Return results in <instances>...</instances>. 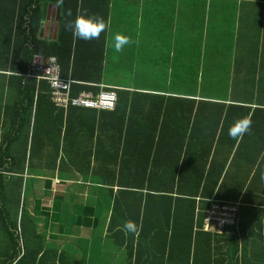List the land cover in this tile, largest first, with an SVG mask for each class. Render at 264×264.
Listing matches in <instances>:
<instances>
[{
	"label": "crops",
	"instance_id": "obj_1",
	"mask_svg": "<svg viewBox=\"0 0 264 264\" xmlns=\"http://www.w3.org/2000/svg\"><path fill=\"white\" fill-rule=\"evenodd\" d=\"M198 1L195 14L192 3ZM4 3L11 10L0 13V35L14 32V10L23 0ZM39 7V38L55 41L61 7L49 0ZM206 7L205 0L87 1L85 14L103 18L106 27L97 38L79 39V67L99 60L98 90L116 93L113 111L57 108L44 82L24 84L0 73V147H11V155L0 153V162H14L13 170L0 171V209L6 211L0 213V264L13 250L9 228L16 229L20 248L26 242L28 258L19 264H264V89L253 95L261 100L253 106H260L252 107L250 128L239 139L205 121L203 86L188 90L190 64L197 84L204 83L206 51H213L207 67L218 64L224 44L232 52L230 84L264 82V57L251 58L253 42L264 50V9L235 17ZM117 34L129 38L119 52ZM150 145L158 146L151 157L162 164L180 152L181 162L207 159L216 162L212 171L223 169L213 198L239 205L236 238L197 231L204 210L199 204L192 228L188 221L166 219L163 198L149 197L140 209L136 164ZM120 178L122 186L110 184ZM126 221L135 224L134 232L124 229Z\"/></svg>",
	"mask_w": 264,
	"mask_h": 264
},
{
	"label": "trees",
	"instance_id": "obj_2",
	"mask_svg": "<svg viewBox=\"0 0 264 264\" xmlns=\"http://www.w3.org/2000/svg\"><path fill=\"white\" fill-rule=\"evenodd\" d=\"M4 1L5 0H0V13L1 11L5 12L11 10L7 8L9 7V3H4ZM49 1L59 4L61 7L57 39L55 41H45L39 38V26L41 20V9L39 5L41 0H23L22 6L17 4L14 10L17 17L14 32L7 29L5 34L0 35V73L2 76L11 74V76H15L20 83L24 82V84H26V79H28L27 76H29L30 72L29 68L35 55H39L44 58L54 57L59 62L61 77L65 80L70 79V81H73L72 90L74 91V94L75 89H81V91H78L79 93H76V96L77 94L79 95L80 93L90 91H93L95 96H97V94L99 95L101 93L98 90L102 74L101 63H99V60L94 65H85L81 63L83 64L81 67L86 70L79 67V63L81 62L80 54H83L84 46L83 43L79 42V39L73 36L70 26L71 22L74 21L78 15L85 14L88 0ZM192 4L196 14V11L198 10L196 4L199 6L200 2H194ZM205 5L207 7L209 6L210 9V6H212V9L220 12H232L235 17L237 11H262L264 9V4L260 1L205 0ZM18 7L20 8L19 10ZM253 19L260 21V17H254ZM252 34L255 36L254 32H252ZM12 37L13 44L9 42ZM226 45L229 46V44H224L222 46L225 47ZM224 47L220 52L218 64L214 65L213 63L209 67H207V65H209L212 61V57H209V55L213 51H206L204 83L197 84L195 81L197 72L192 70L195 66H191L190 64L189 68L191 77L189 78L190 81L188 83V90L190 91H196L199 86H203L202 91L206 98L203 99L200 106L205 108V121L208 120L209 123H216L213 129H215V131L219 129L221 132L228 131L235 121L244 117H249L252 121L253 112H255H252V107L260 106H253V103H259L261 101L253 99V95L256 91L260 92L259 90L264 89V82H260V80H257L256 82L229 83L230 78L227 73L231 67L229 62L232 52L231 49H225ZM10 48H13L12 55L9 52ZM251 56L253 63L257 60L256 58H262V56L264 57V50H260L259 47H257V41L252 43ZM2 60L6 62L10 60V62L3 63ZM238 60L242 61V56L237 57L236 64ZM255 67L256 66H253V69H255ZM31 81L35 80L31 79ZM44 84L46 83L44 82ZM162 85L163 83H157V86ZM92 87H98L97 91ZM49 91L48 87V92ZM19 95H21L20 92ZM71 95L73 96L72 92ZM48 97L50 100V96ZM21 101L22 99L20 97L17 104L20 105ZM172 101L178 103L182 102V100ZM189 103L193 105L191 102ZM207 127L210 128V125ZM209 132L211 136V130ZM216 135V132L213 133V137ZM157 148V145H152V147L151 145L150 147H143L146 154L141 158L139 164H136L141 171V177L135 186V194L138 193L141 196L139 197L140 209L142 206L144 208L148 206L147 198L149 197L163 198V200L166 201L165 208L167 207L166 219H172L173 224H180L182 222L184 223V221H188L190 227L192 228L194 220L196 221L194 214L198 211L199 204L204 210L201 217L198 218L199 227H197L196 230L206 232L203 230L204 219L206 217V212L210 209L211 205L233 204L235 207L237 206L234 224L226 226L223 234H211L216 235L218 238H222L227 235L232 238H236L239 205L237 203L218 202L215 198H213L217 190V185L221 179L220 175L223 169L216 168L215 171H212L216 162L213 161V164L209 165L207 159L204 164H198V161L194 159H192V161L187 159L181 162L182 158L180 152L174 156L173 160L163 162L162 164V161L159 162L154 158V156L151 157V155H154V152L151 150H155ZM10 150V146L5 147V145H2L0 147V153L2 155H4L3 153L11 155ZM4 161L1 160L0 162V171L2 169L7 171L9 167L13 170L14 162L7 160ZM213 176H217L214 181ZM110 184H118L122 186V179H115L110 182ZM145 197L146 199L144 201ZM185 203L189 205L187 209L181 208V206ZM172 204L173 212H169ZM191 210L192 213H189ZM5 212L3 209H0V213ZM8 231L10 234L9 238L13 240V250L7 258H4L1 264H19L22 261H26L28 257L25 253H23V250L24 252L27 250L26 242H23L24 247L20 248L21 243L18 236H16V229L11 232L12 230L9 228ZM15 236L16 239L14 238ZM191 236L192 234L190 233V235H187L186 237V247L188 253L191 252L193 248V243L190 238Z\"/></svg>",
	"mask_w": 264,
	"mask_h": 264
},
{
	"label": "built area",
	"instance_id": "obj_3",
	"mask_svg": "<svg viewBox=\"0 0 264 264\" xmlns=\"http://www.w3.org/2000/svg\"><path fill=\"white\" fill-rule=\"evenodd\" d=\"M28 79L43 81L49 87L50 101L55 107L67 110L70 107L94 110L113 111L116 109L118 98L115 92L103 91L97 96L81 93L72 97V81L61 77L59 62L54 57L44 58L39 55L33 57L29 68ZM237 206L233 204L211 205L206 212L203 230L217 235L223 234L226 226L234 224Z\"/></svg>",
	"mask_w": 264,
	"mask_h": 264
},
{
	"label": "clouds",
	"instance_id": "obj_4",
	"mask_svg": "<svg viewBox=\"0 0 264 264\" xmlns=\"http://www.w3.org/2000/svg\"><path fill=\"white\" fill-rule=\"evenodd\" d=\"M72 34L75 38L80 40H90L97 38L101 31L106 27L103 18L93 17L87 14L78 15L74 21L71 22ZM129 43V38L124 35H115L114 47L117 52ZM251 120L249 117H244L234 122L228 129V135L232 138H241L250 128ZM124 229L129 232L135 231V224L132 221H126L123 225Z\"/></svg>",
	"mask_w": 264,
	"mask_h": 264
},
{
	"label": "water",
	"instance_id": "obj_5",
	"mask_svg": "<svg viewBox=\"0 0 264 264\" xmlns=\"http://www.w3.org/2000/svg\"><path fill=\"white\" fill-rule=\"evenodd\" d=\"M48 8V7H47ZM47 8L45 9V10H47ZM55 15H56V18H55V20L57 21L58 20V16H59V13H58V8H57V10H56V13H55ZM49 18H48V16L46 17V18H43V20H48ZM55 28V27H54ZM51 30H53V26L51 27Z\"/></svg>",
	"mask_w": 264,
	"mask_h": 264
}]
</instances>
